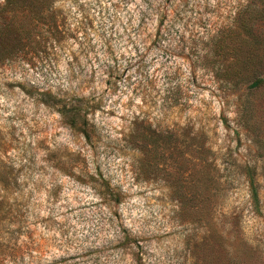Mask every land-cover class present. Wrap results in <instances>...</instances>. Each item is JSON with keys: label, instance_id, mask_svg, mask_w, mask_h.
<instances>
[{"label": "rangeland", "instance_id": "1", "mask_svg": "<svg viewBox=\"0 0 264 264\" xmlns=\"http://www.w3.org/2000/svg\"><path fill=\"white\" fill-rule=\"evenodd\" d=\"M263 2L55 0L0 63V264H264Z\"/></svg>", "mask_w": 264, "mask_h": 264}, {"label": "trees", "instance_id": "2", "mask_svg": "<svg viewBox=\"0 0 264 264\" xmlns=\"http://www.w3.org/2000/svg\"><path fill=\"white\" fill-rule=\"evenodd\" d=\"M54 3L55 0H4L3 7L0 9V63L32 41H37L40 44L41 41L36 39L42 34L44 29L41 32L37 28L42 29L46 25L51 26L53 24L56 30L44 31L49 32L48 38L50 40L58 39L61 33L57 26V20L53 15L48 14L52 12ZM262 12L263 14L258 17V20L264 21V11ZM7 44H11L14 47L12 48ZM263 83L264 80L258 78L252 84V87L259 88ZM87 121V119H83L81 124L82 130L86 135H88L86 130ZM141 143V150L143 151L148 144H145L144 141ZM233 230H236L234 226ZM121 239L125 242L124 245L133 243L129 234H125ZM242 264H245L244 260Z\"/></svg>", "mask_w": 264, "mask_h": 264}]
</instances>
